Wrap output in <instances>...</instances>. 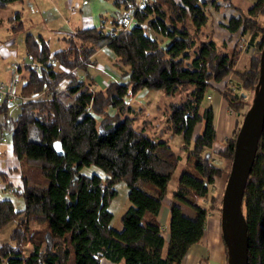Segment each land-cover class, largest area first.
<instances>
[{"label":"trees","instance_id":"16d2710c","mask_svg":"<svg viewBox=\"0 0 264 264\" xmlns=\"http://www.w3.org/2000/svg\"><path fill=\"white\" fill-rule=\"evenodd\" d=\"M15 1L0 0V9ZM111 1L113 32L103 25L79 29L67 47L55 52L43 37L29 35L32 61L25 66L20 93L41 97L0 102V130L11 137L20 160L23 186L18 193L24 202L21 211L11 200L0 201V229L17 222L0 246V264H101L102 258L118 264H181L202 239L208 210L216 208L215 195H210L209 208L197 203L224 173L209 158L216 136L212 108H204V100L212 82L229 73L238 78L222 90L237 120L217 152L231 166L242 117L253 104L248 95L254 98L261 78L257 57L251 55L239 71L241 47L214 36L212 14L220 1L231 6L230 0H148L135 11L128 30L120 29V16L137 0ZM221 26L237 37L247 35L248 49L261 52L264 0H255L247 11L237 8ZM103 47L128 66V78L95 89L87 69L96 65L92 56ZM141 89H159L168 100L161 131L150 119L141 129L135 126L142 108L134 110L130 100ZM198 123L204 128L195 135ZM173 136L181 138L176 146ZM257 146L241 201L248 264H264V126ZM185 153L164 253L157 215ZM91 165L104 176L83 171ZM120 183L127 187L130 204L120 217L121 228L115 229L110 205ZM181 204L193 215L185 214ZM227 254L229 259L228 246Z\"/></svg>","mask_w":264,"mask_h":264},{"label":"crops","instance_id":"0c3cea01","mask_svg":"<svg viewBox=\"0 0 264 264\" xmlns=\"http://www.w3.org/2000/svg\"><path fill=\"white\" fill-rule=\"evenodd\" d=\"M254 1L255 0H230L231 6H228L227 1H220L219 3L221 5L219 10L214 11L212 14L213 30L215 31L214 36L220 41L228 42L229 46H233L235 35H232L221 25L222 23H226L229 16L236 14L237 8L242 11H247ZM115 12V7L111 0H18L0 9V75H4V78H0V84L10 81L9 78L12 75V69L15 65L20 66L22 84L25 83V66L31 63L30 56L27 52V40L29 35L43 37L49 42L51 49L55 52L67 47V40L69 38H74V33L79 29L97 27L99 25H103L106 29L112 27L109 21L115 15ZM51 44H54V46ZM107 49V47H103L99 50L105 51L107 55L106 59L110 61V64L108 63L109 66H99L100 63L98 59L95 58V54L99 51L98 50L92 56V59L96 60V65H91L87 69L91 75L89 68H97V73L91 76L95 83L97 81V83H101L104 86L111 81L123 82L127 80V73L129 71L127 67L122 68L114 52L110 49L112 51L111 53L107 51ZM250 58V54L241 52L236 62V69L240 71L247 67ZM111 66L121 70L119 72L120 74L117 75L116 71L113 70ZM74 72L81 76L84 75L83 72L78 69H75ZM236 81H238V78L233 73H229L226 78L217 82H212L203 104L204 108L210 106L213 113V125L216 139L212 146L208 148L211 152L210 157L216 159L215 162H222V168L226 161L221 157H217V152L223 149L224 141L231 137L237 120V114L228 107L227 101H225L222 96V90L225 86L232 85V82L235 83ZM141 91L145 90L141 89ZM18 92L20 93V88ZM138 92L136 96L140 98L141 96H138L140 94H138ZM40 97L41 95H38L35 99ZM203 128V123H198L196 125L195 135L202 132ZM3 137H7V142L2 140ZM186 158L187 153H185L176 167L174 177L169 182V191L163 197L159 209L160 211L157 215V219L162 224L161 233L165 240V244L170 234V205L174 202L172 194L177 187L178 178L186 167ZM0 175H4L3 177L0 176V201L11 200L15 208L22 211L24 209V202L23 198L18 193L23 186L21 163L14 154L11 137L8 134H3L1 130ZM214 182L216 183L217 179H215ZM120 184L124 185L123 183ZM124 190V192H118L116 197L112 199L113 201L110 205L111 212L115 206V211H118L122 215L128 208L130 202L129 199H127V187H125ZM210 195H215L216 197V208L208 210L202 239L199 243H195L190 247L189 251L182 258L181 264H227V245L224 239L221 211L217 207L221 199L220 191H211L209 188L205 197H198L197 203L205 208H209ZM181 207L185 214L193 215L194 211L188 205L181 204ZM114 214L113 212V217ZM16 224L17 222L13 221L0 229V246L9 240V236ZM121 226L122 224L115 229H120ZM101 264L118 263L102 258Z\"/></svg>","mask_w":264,"mask_h":264},{"label":"water","instance_id":"95a60500","mask_svg":"<svg viewBox=\"0 0 264 264\" xmlns=\"http://www.w3.org/2000/svg\"><path fill=\"white\" fill-rule=\"evenodd\" d=\"M260 84L253 104L245 111L234 141L230 172L221 201L224 239L229 249L227 264H248V229L241 208L243 191L264 126V44L259 58Z\"/></svg>","mask_w":264,"mask_h":264},{"label":"rangeland","instance_id":"374dc122","mask_svg":"<svg viewBox=\"0 0 264 264\" xmlns=\"http://www.w3.org/2000/svg\"><path fill=\"white\" fill-rule=\"evenodd\" d=\"M213 26V25H212ZM245 37H247V35H244ZM237 35L234 36V44H238L237 41ZM233 44V45H234ZM52 45V44H51ZM54 46V44L52 45ZM250 50L251 49H247V51H244L242 53H248L251 55L250 53ZM107 51L111 52L112 51L110 49H107ZM106 54H105V51H98L96 54H95V58L98 59L99 61V66H109V62L108 59H106ZM109 63V64H108ZM115 64V63H114ZM113 68V70L116 71L117 75H119L120 71L119 69H116L111 66ZM122 68H125L128 66H125V65H121ZM97 68L95 67H90L89 68V71L91 73V75H95L97 73ZM4 76V75H3ZM2 75H0V78H4ZM11 79V77L9 78V80ZM66 81H64L60 87V90L61 92L63 93V90H64V86H65V83ZM107 85V84H106ZM93 87L95 89H98L99 87H104V85H102L101 83H97L96 81V84L93 85ZM145 91H139L138 92V96H141L140 98H138L137 96H135L134 98H132L130 101V105H132L133 109L136 110L138 108H142V112L138 115L137 117V120H136V128H139L141 129L142 128V125H143V122L145 120H152L153 121V124L156 125V127H158V130L161 131L163 128H164V125H165V120L167 118V115H166V107H168V100L167 98L165 97L164 93L161 91V90H150V89H144ZM248 100L250 101H253V94H250L248 95ZM168 109V108H167ZM14 111V110H12ZM245 111V110H244ZM203 131V130H202ZM181 142V138H179L178 136H173L172 137V145L176 146L177 144H179ZM209 152V158L210 160L214 163L216 159H213L210 157V151L208 150ZM214 157V156H213ZM218 157V156H217ZM226 161V160H225ZM221 163L222 162H215L216 165L221 166ZM223 169H224V173L223 175L220 177V178H216L217 179V182H213L211 183L210 185V189L211 191H217L219 190L220 191V202L219 204L217 205V207L219 208L220 210V207L221 206V200H222V197H223V191H224V188L226 186V180H227V177H228V174H229V170H230V164L228 161H226V163L224 164L223 166ZM83 171H85L86 173H91V172H98L102 177L104 176V173L100 172V170L94 166V165H91V167H85L83 168ZM116 188H118V192H124L125 190V187L124 185L122 184H118L116 186ZM209 191V190H208ZM218 195H219V192H218ZM116 208L115 206L113 207V211L115 214H114V217L113 219L111 220V224L114 228H117V226L119 227L120 226V222H119V218H120V213L118 211H115ZM166 244H165V248H164V253H165V249H166Z\"/></svg>","mask_w":264,"mask_h":264},{"label":"built area","instance_id":"2783aa9c","mask_svg":"<svg viewBox=\"0 0 264 264\" xmlns=\"http://www.w3.org/2000/svg\"><path fill=\"white\" fill-rule=\"evenodd\" d=\"M148 0H137L134 4H131L126 9L122 10L121 16H120V29L121 30H128L132 27L134 22V14L135 11L139 8H143V6L147 3ZM108 31L113 32V28L109 27ZM238 45L241 47V52L247 51L248 49V37H245L244 35H239L236 39ZM251 55L260 58L261 52L256 51L255 49L251 48L250 51ZM30 60L32 61L31 57ZM12 75L11 79L8 83H2L0 84V102L3 101L5 97H8L10 100H20V101H27L30 99H35L40 94H36L30 98L22 96L18 90L22 86V79L20 75V66L15 65L12 69ZM4 142H7V137H3L2 139Z\"/></svg>","mask_w":264,"mask_h":264}]
</instances>
